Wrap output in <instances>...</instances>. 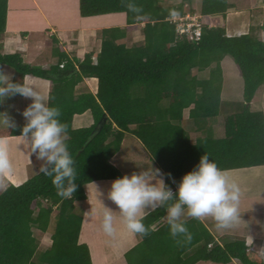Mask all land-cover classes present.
<instances>
[{
    "label": "trees",
    "instance_id": "16d2710c",
    "mask_svg": "<svg viewBox=\"0 0 264 264\" xmlns=\"http://www.w3.org/2000/svg\"><path fill=\"white\" fill-rule=\"evenodd\" d=\"M167 1L79 0L81 16L125 13L126 27L100 31L102 47L95 59L90 53L83 60H73L64 53L57 64L44 69L26 62L21 51L2 50L10 2L0 0V67H12L16 81L33 74L53 82L49 104L60 108V119L68 125L66 143L76 162L78 185L71 199L62 198L52 178L40 171L19 185L5 188L0 194V264H93L89 245L81 241L83 216L74 210L77 203L87 199L88 183L122 176L111 159L127 133L137 136L161 171L175 178L176 183H172L164 177L174 192L182 176L199 163L204 153L224 170L264 165V111L253 105L264 95L261 28L253 26L248 33L229 36L224 25L210 24V17L225 18L232 8H249V2L202 0L204 19L201 38L196 41L177 31L176 22L169 19L187 14L184 2L174 5ZM129 2L141 11H129L125 6ZM143 22V40L131 46L118 42L127 30ZM224 55L235 60L244 79V104L234 102L235 111L223 113V137L196 136L193 141L197 123L201 126L207 118L222 114L220 60ZM194 69H209V76L193 75ZM92 76L99 79L97 94L76 96L77 80ZM192 105L189 119L184 120V109ZM87 110H91L94 123L74 128V115ZM23 125L7 129L0 123V136L20 135ZM55 208L58 213L52 242L40 249L35 229L42 233L49 230ZM166 215L163 207L149 211L143 222L154 230L143 237L134 234L137 242L125 252L128 264H195L202 260L228 264L234 259L241 264H264L260 255L249 251L245 238L219 242L203 221L193 218L186 224L191 240L178 245L170 235Z\"/></svg>",
    "mask_w": 264,
    "mask_h": 264
},
{
    "label": "clouds",
    "instance_id": "9594fccd",
    "mask_svg": "<svg viewBox=\"0 0 264 264\" xmlns=\"http://www.w3.org/2000/svg\"><path fill=\"white\" fill-rule=\"evenodd\" d=\"M125 6L134 13L141 11L133 2ZM63 65L60 64L61 67ZM16 95L31 100L22 111L25 123L18 137L28 144L31 155H35L41 162L40 171L52 178L57 195L71 199L78 187L76 162L66 143L68 125L60 119V108L50 106V98L42 94L26 76L16 81L12 74L0 67V104ZM0 114V123L7 129L17 127L7 112ZM12 172L9 139L0 136V187L5 186V179ZM165 176L176 183L171 173H164L150 164L142 167L139 172L134 171L112 180L107 197L117 206L118 211L102 203L103 232L109 237L116 236L115 221L118 214L128 231L141 237L147 236L154 230L143 222L149 214L148 210L162 207L166 208L170 235L178 245L191 240V233L186 226L187 218L201 221L211 218L218 230L235 228L241 222L242 190L228 171L218 167L207 153L200 157L199 163L191 171L182 176L175 192L165 182ZM96 190L100 196L97 186Z\"/></svg>",
    "mask_w": 264,
    "mask_h": 264
},
{
    "label": "crops",
    "instance_id": "0c3cea01",
    "mask_svg": "<svg viewBox=\"0 0 264 264\" xmlns=\"http://www.w3.org/2000/svg\"><path fill=\"white\" fill-rule=\"evenodd\" d=\"M22 1L23 2L25 1V4L20 5V6L17 5L18 9H16V10L18 12H23V14H27L28 17H33L32 19L35 20V18H34L35 15L31 16L29 14V12L26 13L23 9V8L31 9L33 7V4H34V7L36 8L35 14L39 13L41 15L40 20L43 19V21L46 22L48 30H49V28H53V31L55 34H53V35L51 34V35H52V38L57 40L58 45L54 46V47L53 46L50 47L48 45V48H47V47H45L44 43L40 40L41 43L39 42V44L34 45V47L37 51L33 50L34 52H30V51H27L26 49H22V48H25L23 46L19 47L18 46L19 43L21 42L24 44L25 40H27L30 33H29V31H27L24 34L22 33L21 37H23V40L20 38V36H19L20 32L26 31V30L21 31L19 29L20 25L17 26L20 23V21L22 24V20L19 19V17L21 18V13L18 16H14V13L12 12V10H13L12 3H11L12 0H9L10 3H9L8 25H7L6 33H5L4 38H3L2 50L5 52H11V53L16 52V51H21L23 53V56H24V59L26 62H29L35 66H38V67H42L44 69H49L52 65L57 64L60 60V55H62L64 53L67 56H69V58H71L73 60H74V58H78L79 60H83L85 58L86 54H90V53L93 55V57L97 56L99 54V52L101 51V47H102V36H101L99 31H101L103 28L113 26V23L98 22V25H100V26H98L96 24L93 26H90V24H88V26H86L85 24L84 25L80 24V25L75 27V24L73 25V23H72L73 20L71 22H64V23L58 22L56 20L53 21V19H51V18L46 19L44 17V15H43L44 11L41 8L42 7L41 4L40 3L38 4V0H22ZM247 1L250 4L249 8H243V7L242 8H240V7L232 8L231 10H229L227 12L225 18L222 15H216V16L210 17V19L215 18V21H216V23H218V25H224L226 27L227 34L229 36L230 35L245 34V33H248L253 26H259L261 28L260 36L264 40V0H247ZM111 14H113V13H111ZM122 15H123V13H122ZM92 17L98 18V17H100V15L92 16ZM124 17H125V20L122 21L121 24H118L116 22V23H114V25H119L120 27L125 28L127 25L126 14ZM89 18H91V17H89ZM13 21H16V23H13ZM93 21H95V20H93ZM91 23L94 24V22H91ZM213 25H215V23ZM144 26H145V22L138 24V27H136V28H133L131 30H127L124 38L129 39V37H130V39H131V37H132V39H135L136 36L139 37L138 39L134 40L135 42L131 41L130 42L131 45L136 43V42L143 40L144 35L142 32V29ZM141 35H143V36L141 37ZM124 43H126L128 46H131L128 44V41H126V40ZM46 50H47V53L44 54V52H46ZM40 55H46L47 59L45 61L42 59L38 61V57ZM76 66H77L76 68L78 69V64ZM5 71L7 73H10V74L13 73L10 71V69H6ZM14 77H15V72H14ZM26 77L34 83V85L37 87V89L42 94H44L50 98V93H51L52 88L54 86L52 81H50L49 79H45L42 77L35 76L33 74H27ZM98 87H99L98 77H95V76L83 77V79H81L79 81L77 80V83L75 86V95L78 96L79 94L85 93V92H91V93L96 95L98 92ZM263 99H264V97H263ZM9 100H11L10 102H8L9 104H7L6 102H3L1 104V113H3L4 109H7L8 112L10 110H12V112L16 113V111H17L16 115L14 113H11V112H9L8 114L15 120L17 125L18 124H24L25 119L22 116V111L28 104L31 103V100L25 99V98L21 97L20 95H16L14 97H11ZM192 107H193V105L190 107H186L184 109V111H183L184 120L189 119L190 109ZM187 109H189L188 114H186ZM19 116H20V119H19ZM1 119H2V114H1ZM220 121L221 120L219 118L215 124V127H213L215 132H216V125L219 124ZM223 122H224V118H223ZM93 123H94V117L92 115L91 110H87L83 113H76L74 115V118H73V127L74 128L90 126ZM1 126L3 128H6L2 123H1ZM131 127H133V126H131ZM128 134H130V137L135 139L136 145L142 147V149L145 150V153H146L145 155H148V157H149L147 162H150L148 166H150V164H152L153 167L160 169L159 165L153 159L148 148L134 134L127 133L126 137L122 141L121 146H123V144L125 145V142L128 139ZM220 135L217 136V134H215L216 137H223L225 135V129H224L223 135H221V136ZM18 136L19 135L7 136L9 139V156H10V159L12 160L13 172L11 173V175H9L5 179V181H4L5 186L0 187V190H1L0 192H3L5 190V188L10 184L19 185V184L23 183L25 178H26L25 175L27 176L29 169L33 163V156L34 155H31L30 148H29L28 144L26 142H24ZM109 141H110V139H109ZM118 151L113 155L111 161L115 166H117L121 170L122 176H123V175L128 174V172H126V173L123 172V170H125V169L121 168V164H123V156H124V162H125L126 157L124 154H120ZM262 166H264V165H262ZM253 167H255V166H253ZM246 168H251V167H246ZM135 172H137V171L135 170ZM114 179H116V178L97 180V182L100 183L97 188L101 194H104L103 190H105L107 193L108 191L106 189L108 188V190H109L110 185H111V183L102 184V181L106 180L109 182V181H112ZM92 182H94V181H92ZM92 182L88 183V185H87V187H88L87 194H98L96 188H93L89 185V184H92ZM262 208H261V212H263ZM149 211H151V210H148V212ZM242 212H244V211H241V219L242 220L239 223V225L237 227H235L236 231L233 230L235 232H232L231 234H229V237H227V238H228V240H232L230 237H237V236H239L241 238H245L246 242H247L246 244L249 246V251L257 253L264 260V225L260 229H255V223L253 221L252 215L248 212H245V213H242ZM260 222L264 223V220L260 221ZM207 227L212 231V229L209 226H207ZM242 228H243V230H241ZM82 231H83V229H82ZM81 235H82V232H81ZM224 237L226 238V235H222L221 237H219V239H217L216 237L215 238L221 242V240ZM127 239L130 240L129 245H125L126 247L120 249L119 251H127L129 248L134 246L135 243L137 242L135 235L128 230H127V234L122 235L121 237L118 238V241L122 244ZM86 240H88V243H90V238H86ZM81 241L84 242L82 240V238H81ZM222 241H224V240H222ZM89 247L91 250V256H92V263L93 264H96L97 260H99V264H117L118 261L126 260L125 257L123 258L124 253H119L116 256V253H118V251L114 250V248L112 246H110V248L107 247V249L105 250L106 253L103 252V254H102V252H101L102 250L100 248H98L96 250V253H94V251H95L94 247H91V246H89ZM109 250L112 253L108 252ZM199 262H197V263H199ZM231 263L241 264V263H239L238 259H234ZM231 263H228V264H231Z\"/></svg>",
    "mask_w": 264,
    "mask_h": 264
},
{
    "label": "rangeland",
    "instance_id": "374dc122",
    "mask_svg": "<svg viewBox=\"0 0 264 264\" xmlns=\"http://www.w3.org/2000/svg\"><path fill=\"white\" fill-rule=\"evenodd\" d=\"M21 1L22 0H12L11 2L12 8H13L12 12L14 13V16H18L21 13V18L19 17V19L22 20V24L20 21V23L17 26L20 25L19 29L21 31L26 30V31H29L30 34L27 40H25V43L23 44L20 42L18 46L19 47L23 46L25 48H22V49H26L27 51H30V52H34L33 50H36L34 45L39 44L40 40L44 43L45 47L47 48H48V45L50 47L57 46L58 45L57 40L52 38V35L55 34L53 31V28H49L48 30L46 22H44L43 19L40 20L41 15L39 13L35 14L36 8L34 7V4L31 9H26L25 12L26 13L29 12L31 16L35 15L34 16L35 20L32 19L33 17H28L27 14H23V12H18L16 10L18 9L17 5L20 6V5L25 4V1L24 2L23 1L21 2ZM182 2H184L185 4L184 7L186 9V12L189 14V16L188 14L187 15L181 14L185 21L191 24L192 22L195 21L193 18L197 16V18L199 17L200 22H203L204 16L201 15L202 0H192L191 2L184 1V0H168L167 1L168 4H174V5L180 4ZM39 3L42 6L41 8L44 11L43 15L46 19L51 18L53 19V21L56 20L62 23L71 22L73 20L72 23L73 25L75 24V27L80 24L82 25L85 24L86 26H88V24H90V26H93L95 24L98 25V22L113 23V27H114V26H119V25H114V23L117 22L118 24H121L122 21L125 20V17H124L125 13H123V15L122 13L104 14V15H100V17L98 18L91 17L92 19L89 17L87 18V17L81 16L79 13V0H38V4ZM189 8L191 10H189ZM91 22H94V24H92ZM13 23H16V21H13ZM214 23L215 25H213ZM210 24L211 26L218 25V23H216L215 21V18L210 19ZM19 36L23 40V37H21L22 32H20ZM142 36L143 35H141V37ZM138 38L139 37L137 36L135 37V39H132V37L131 39L130 37L129 39L127 38L125 39L123 37L122 39H119L118 42L124 43L126 40L128 41V44L131 45L130 42L131 41L135 42L134 40ZM46 53H47V50L46 52H44V54ZM41 59L45 61L47 59L46 55H40L38 57V61ZM220 65H221L222 72H223L222 100L224 103V105H222V114L218 117L220 118L221 121L219 124L216 125V132L214 131L213 127H215V124L218 118L214 116L207 118L206 121L201 123V126L198 125L197 123V129L195 128L197 132H194L192 135L193 141H195L196 136L199 137V136H208V135H215V134H217V136H219L220 134L223 135L224 129H225L224 122H223V113L225 111H235V108L237 106L233 105L234 102H241L242 104H244L243 102L244 101V97H243L244 79L240 74V70L235 60L229 55H224V57L220 60ZM2 68L4 70L10 69V71L13 72L12 75L14 77L15 70L12 67L4 65L2 66ZM192 74L193 75L195 74L199 76L200 78L207 77L209 76V69L205 71H198L197 69H194L192 71ZM75 79H76V76H75ZM9 99L10 98L6 99L4 102L9 104L8 102L11 101ZM253 105H254V108L264 111V99H262V101L259 103L254 104L253 102ZM5 112L7 113L11 112V113H14L15 115L17 114V111L16 113L12 112V110L8 112L7 109L3 110V113ZM188 112H189V109H187L186 114H188ZM19 119H20V116H19ZM118 152L120 154H124L126 157L125 162H124V156H123V164H121V168L125 169L123 170V172L125 173L128 172L127 175H130L135 170L139 172L142 167H147L150 163V162H147L149 157L148 155H145L146 154L145 150L142 149V147L136 145L135 139L130 137V134H128V139L125 142V145L123 144V146H120V150ZM40 167H41V162L38 161L34 155L33 163L29 169L27 176L25 175L26 177L25 180L30 178L33 175L38 174L40 172ZM227 171L229 175L231 176V178L236 183L239 184L242 190L243 194H242L241 202H240V210L244 211L242 213H245V212L250 213L255 223V229H260L264 225V223L260 222L264 220V207H263L264 206V166H255L251 168L233 169V170H227ZM108 183H111V181L109 182L106 180L102 181V184H108ZM99 184L100 183H98L96 180L92 182V184H89V185L93 188H96V186L98 187ZM87 185H86V193L88 191ZM106 190L108 191V188ZM103 191H104V194H101L100 196H98V194H87L88 197L85 201L77 203V206L74 212L76 215L80 214L83 216V222H82L83 231H82L81 238L89 246L94 247V250H95L94 253H96V250L100 248L103 254V252H105L107 247L110 248V246H112L114 250L118 251V253H116V256L119 253H124L123 255V258H124L126 251H119V250L122 248H125L126 247L125 245H129L130 240L127 239L122 244L118 241L119 237L127 234V229L124 226L122 220L119 218V215L117 214V219L115 221V225L117 228V234L115 237L107 236L102 230V226H101L102 225V213H103L102 203L105 206L112 208L114 211H118L117 206L110 199H108L106 191L105 190ZM1 193L2 192H0V194ZM261 208L263 212H261ZM57 213H58V208H55L53 215H52V221H51L52 224L48 231L42 233L39 229H35V235L40 241V246H39L40 249H46L47 247L50 246L49 244H51L52 242L51 234L53 232V227L55 226ZM203 222H205L207 226H209L212 229V233L217 239H219V237H221L222 235H226V238L224 237L222 239L224 241L221 240V242L227 241L228 240L227 237H229V234L236 231L235 228L228 229V230H218L215 226L214 220H212L211 218H206L203 220ZM241 230H243V228ZM86 238H90V243H88V240H86ZM190 251L194 252V248H192ZM108 252L112 253L110 250ZM187 254H189V251L187 252ZM96 264H99V260L96 261ZM117 264H128V262L127 260L118 261ZM197 264H220V263H214L211 261L203 260Z\"/></svg>",
    "mask_w": 264,
    "mask_h": 264
},
{
    "label": "built area",
    "instance_id": "2783aa9c",
    "mask_svg": "<svg viewBox=\"0 0 264 264\" xmlns=\"http://www.w3.org/2000/svg\"><path fill=\"white\" fill-rule=\"evenodd\" d=\"M188 14V13H187ZM186 14V15H187ZM189 16V14H188ZM171 21L176 22L177 24V31L180 33H187L189 35L190 39L193 40H200L201 38V32H202V22H200L199 17L197 16L193 18L195 21L191 24L184 20L182 15H176L171 18H169ZM182 21V22H180ZM180 22V23H179Z\"/></svg>",
    "mask_w": 264,
    "mask_h": 264
}]
</instances>
